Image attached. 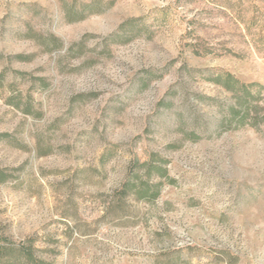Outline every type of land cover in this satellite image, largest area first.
I'll use <instances>...</instances> for the list:
<instances>
[{
    "label": "rangeland",
    "instance_id": "374dc122",
    "mask_svg": "<svg viewBox=\"0 0 264 264\" xmlns=\"http://www.w3.org/2000/svg\"><path fill=\"white\" fill-rule=\"evenodd\" d=\"M0 171V264H264V0H0Z\"/></svg>",
    "mask_w": 264,
    "mask_h": 264
},
{
    "label": "trees",
    "instance_id": "16d2710c",
    "mask_svg": "<svg viewBox=\"0 0 264 264\" xmlns=\"http://www.w3.org/2000/svg\"><path fill=\"white\" fill-rule=\"evenodd\" d=\"M82 17H83L82 14H80L79 17H77V19H81ZM55 41H57L56 46L59 47L60 46V42H58L59 40L56 39ZM213 81L215 83H217L219 86L223 87L224 89L234 92V94H237L236 89L239 88L241 90V94H240V96H238L239 99H244L245 101L248 102L251 99L255 98V96L251 93L249 87L257 86L258 85L257 83L244 84L228 72L224 73V74H217V76L213 79ZM229 108H230V111H232V113H233L232 116H234L235 114H239L238 118H239V121L241 123L244 121V118L249 113V111H248L249 109H247V108H245V110L242 113L238 112V110H236L232 106H230ZM196 119H199V116H197L195 118V120ZM197 122H202V120H197ZM204 124L205 123H202V128L206 129L207 125H204ZM185 136L189 139H192V140H196L198 138L195 130H190L189 132H187L185 134ZM151 168L152 167H150L148 165L147 170L150 171ZM156 168H158L161 176L165 175V168H162L160 166H157ZM4 179H5V174H3L2 171H0V182H2ZM141 188L142 189L138 193L142 198L147 197L149 199H152L155 196H157V194H158V190L156 188L153 189L149 185L143 184V186ZM148 188H150V189L148 190ZM7 249L11 250V251H17V250L20 251L21 252L20 256H22L24 259L22 264H44L43 261L37 259L34 256L32 250H31V246H20L19 248H16L15 246L14 247L8 246Z\"/></svg>",
    "mask_w": 264,
    "mask_h": 264
}]
</instances>
